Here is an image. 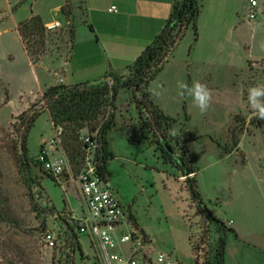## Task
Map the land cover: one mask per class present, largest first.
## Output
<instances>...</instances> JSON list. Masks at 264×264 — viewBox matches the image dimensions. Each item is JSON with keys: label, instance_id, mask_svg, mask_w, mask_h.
I'll return each instance as SVG.
<instances>
[{"label": "rangeland", "instance_id": "374dc122", "mask_svg": "<svg viewBox=\"0 0 264 264\" xmlns=\"http://www.w3.org/2000/svg\"><path fill=\"white\" fill-rule=\"evenodd\" d=\"M51 1L58 0H0V264H67L68 256L74 264H103L97 243L75 232L72 215L83 206L82 135L99 129L112 111L116 124L108 134L115 156L108 163L110 183L127 212L150 235L151 264H216L224 234V264H264V123L250 118L247 98L249 88L264 85V0H259L252 20L248 0H201L198 39L189 27L149 84L150 92L161 91L152 98L174 118L171 125L164 123L158 131L148 128L151 119L145 109L139 114L140 94L133 89L120 90L115 109L108 104L110 96L90 95L98 115L81 130L75 163L63 149V127L54 128L41 103L49 86L88 79L85 60L73 56L68 66L72 24L46 31L42 52L29 44L31 57L17 31V21ZM107 65L103 62L98 73H107ZM133 74L116 71L86 86L100 91ZM179 81H200L212 90L213 103L205 115L189 97L178 95ZM33 104L34 110L45 111L30 129L24 152L25 125L19 116ZM171 129L181 132L180 138L169 135ZM162 132L174 151L194 166L190 176L202 200L225 226L198 212L176 156L173 162L165 160ZM43 153L47 160L63 164L60 174L45 168ZM48 231L55 237L54 247L45 242ZM160 253L169 261L159 262Z\"/></svg>", "mask_w": 264, "mask_h": 264}, {"label": "trees", "instance_id": "16d2710c", "mask_svg": "<svg viewBox=\"0 0 264 264\" xmlns=\"http://www.w3.org/2000/svg\"><path fill=\"white\" fill-rule=\"evenodd\" d=\"M203 4L201 0H176L173 10L170 16L165 21L163 28L154 37V39L142 50L133 64L128 66V71L133 72V76L125 81L118 82L113 85H105L101 90H94L89 88L88 82L75 83L72 86L66 84H54L49 86L42 95L41 103H43L45 109L49 112L51 121L54 128L59 126L63 127L66 137L62 141L63 149L68 155L70 163H75L77 155L78 140L81 136V130L85 127H89L88 120L96 118L98 112L95 108L97 104L91 106V99L88 97L93 93H99L100 95L110 96L109 105L112 109L116 108L117 96L122 88L133 89L135 95L140 94V98L136 101V107L139 110V114H142V110L145 109L148 112V117L151 119L150 124L147 123V127L158 131L162 124L171 125L174 118L165 113L153 100L151 92L149 90L150 82L157 76V74L163 70L166 62L172 55L176 45L185 36L189 27H192L194 31V40L198 39V17ZM62 11L67 18L72 13V6L70 0H66L62 6ZM18 32L21 36L28 56L31 57L30 46L36 47L37 51L42 52L46 41V28L45 23L40 15H32L31 17L20 21L18 24ZM71 49H73L75 39V27L71 26ZM115 75L110 73L109 76ZM108 76V75H107ZM118 80L119 78L116 77ZM83 87V88H82ZM88 101V102H87ZM87 102V104H86ZM36 104L31 105L28 109L23 111L19 119L21 125H25V131L22 134L21 148L24 152L27 151V138L30 129L34 125L36 119L45 111L34 110ZM91 110H88V108ZM91 113V114H90ZM259 124H263L264 120L256 119ZM116 124L115 112H110L109 116L101 123L99 127V140L100 149L97 156L98 171L106 179L109 178L108 163L113 159L114 153L110 150L108 145L107 135L109 130ZM130 140H134L133 137H129ZM160 144H162V150L164 152L165 160L173 162L174 156H176L177 166L181 170L182 174L186 176V186L190 192V195L194 201L197 202L198 212L206 219L225 226L224 222L219 219L204 203L196 181L191 178V174L195 172L194 166L183 155L177 154L172 146L167 142V136L164 132L160 136ZM165 146L168 147L165 148ZM170 157V159L168 157ZM45 159L47 156L45 155ZM52 177L54 180L55 178ZM133 218V216H132ZM138 226L135 218L133 219ZM231 229L233 232L235 230ZM236 233V232H235ZM237 235V234H236ZM204 234L202 235L200 242L204 241ZM200 245V243L198 244ZM78 249L83 253L82 246L77 243ZM199 247V246H198ZM226 253V235L220 239V248L218 250V260L216 264H224ZM69 263L74 264L73 256H68ZM197 260V264H198ZM209 264V262H207ZM213 264V263H212Z\"/></svg>", "mask_w": 264, "mask_h": 264}, {"label": "crops", "instance_id": "0c3cea01", "mask_svg": "<svg viewBox=\"0 0 264 264\" xmlns=\"http://www.w3.org/2000/svg\"><path fill=\"white\" fill-rule=\"evenodd\" d=\"M175 1L70 0L72 13L67 18L62 11V6L66 0H58L55 3L48 2L45 9H31L27 18L38 14L42 17L44 23L60 21L61 23L72 24L75 27V39L72 49L74 52L70 54L68 66L73 56H76L78 60H85V63H89L86 66L88 74L86 78L88 79L85 82L93 83L116 71L126 74L128 66L134 63L142 50L163 28L165 21L173 10ZM210 1L212 0H207L206 3ZM113 5L117 7V11L110 10ZM200 15L201 12L198 17V30L201 31ZM19 22L17 21V28ZM22 45L24 47L23 42ZM95 59L98 61H95ZM105 61L108 62L107 73H105L106 69L103 71L105 74L98 73ZM65 79L66 76L61 78L64 83H66ZM108 145L110 150L113 151L109 140ZM138 226L151 239L147 230L139 221ZM238 236L237 233L236 237L239 238Z\"/></svg>", "mask_w": 264, "mask_h": 264}, {"label": "built area", "instance_id": "2783aa9c", "mask_svg": "<svg viewBox=\"0 0 264 264\" xmlns=\"http://www.w3.org/2000/svg\"><path fill=\"white\" fill-rule=\"evenodd\" d=\"M248 1V18L252 20L257 17L259 0ZM110 10L117 11V7L113 5ZM62 25L60 21L47 22L45 28L46 31H52ZM98 131L87 130V133L82 135L85 163L79 175V183L83 206L72 215L74 230L78 235L88 236L92 244L97 243L103 264H151L150 238L135 224L132 214L127 212L118 199L110 180L104 178L98 171L97 156L100 149ZM40 160L43 161L45 168L56 176L63 171L61 162L45 159L44 153ZM44 239L48 246H55L56 241L52 232H46ZM157 260L169 261V256L160 253Z\"/></svg>", "mask_w": 264, "mask_h": 264}, {"label": "clouds", "instance_id": "9594fccd", "mask_svg": "<svg viewBox=\"0 0 264 264\" xmlns=\"http://www.w3.org/2000/svg\"><path fill=\"white\" fill-rule=\"evenodd\" d=\"M178 95L181 97H189L192 105L199 111L201 115H205L212 106L213 93L212 90L204 83L195 81L187 84L183 81L177 83ZM159 90H152L151 95L160 96ZM248 106L250 109V118L264 120V85L253 86L248 89ZM174 137L180 138L181 132L171 129L168 133Z\"/></svg>", "mask_w": 264, "mask_h": 264}]
</instances>
